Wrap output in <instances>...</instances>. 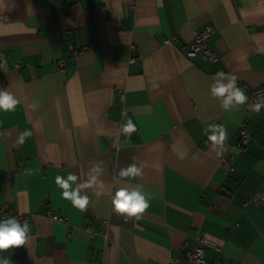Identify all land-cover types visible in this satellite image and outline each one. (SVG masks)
<instances>
[{"label":"crops","instance_id":"0c3cea01","mask_svg":"<svg viewBox=\"0 0 264 264\" xmlns=\"http://www.w3.org/2000/svg\"><path fill=\"white\" fill-rule=\"evenodd\" d=\"M206 24L216 60L187 54ZM0 69L18 99L0 111V203L29 215L25 243L0 253L10 264H196L182 249L198 229L220 244L205 248L209 264H264V203L247 200L264 183V107L225 110L209 91L218 70L247 95L264 84V0H0ZM242 121L251 137L238 150ZM208 123L225 125L222 145ZM133 163L141 174L120 177ZM95 166L81 210L55 176L80 183ZM126 182L148 196L139 218L111 205Z\"/></svg>","mask_w":264,"mask_h":264},{"label":"clouds","instance_id":"9594fccd","mask_svg":"<svg viewBox=\"0 0 264 264\" xmlns=\"http://www.w3.org/2000/svg\"><path fill=\"white\" fill-rule=\"evenodd\" d=\"M214 75L216 79L209 86L210 95L219 98L221 106L225 110L246 102L248 99L246 90L237 84L235 75L225 73L223 70H218ZM224 77L227 79L225 80ZM17 104L18 99L15 95L6 87H0V111L14 110ZM262 107H264V97H259L257 102L252 105V109L258 112ZM122 127L124 131L131 133L136 125L131 118H127ZM203 131L207 133L213 146L222 145L227 139V129L223 123H208ZM29 135H31V130L25 128L18 134L19 142L22 143ZM95 169L97 174L91 175L87 181L75 184L73 183L77 180L75 173L69 172L66 176L60 174L55 176V181L62 190L61 195L81 210L88 205L89 195L87 192H81L80 189L97 181L98 166H95ZM140 174L141 166L135 163L119 170L120 177ZM148 204V196L142 190L141 184L129 187L126 182L123 186L116 187L111 196L113 210L127 216L139 218L137 214L142 213ZM28 235L29 226L26 223H21L16 216L0 217V253L12 246L24 244ZM0 264H10L9 257L0 255Z\"/></svg>","mask_w":264,"mask_h":264},{"label":"built area","instance_id":"2783aa9c","mask_svg":"<svg viewBox=\"0 0 264 264\" xmlns=\"http://www.w3.org/2000/svg\"><path fill=\"white\" fill-rule=\"evenodd\" d=\"M213 30V26L211 24H206L202 29H200L194 36L189 49L187 50V54L189 56H199L202 59L208 60H216L218 58V54L214 48H212L208 44V38L210 36L211 31ZM176 40L175 37H171L167 39V41L174 42ZM84 49H91L90 46H84ZM71 53H76L77 50L73 48L72 45L68 47ZM133 59V57H132ZM58 66H63L65 63L64 58H59L57 60ZM18 66V63H15ZM1 74V69H0ZM248 99L246 100L251 105L257 102L259 97H264V84L249 87ZM124 97L123 92H119V100L122 102ZM251 137V133L246 127V123L244 121L240 122L239 124V135L234 143V147L238 150L243 149L249 142ZM264 147V144H263ZM222 164L231 169L232 164L228 162L225 158L222 159ZM248 201H255L259 203H264V183L260 184L257 189L248 197ZM40 213L44 214L48 218L67 223V217L63 214L58 213L57 211L50 209V208H42ZM7 216H16L17 219L21 223H25L29 217L27 213H22L13 210L10 208L6 203H0V217H7ZM94 233V229L92 226L88 225L87 227ZM197 243L191 248H184L182 249L183 255L186 257L187 260L194 262L196 264H209L208 261L204 258V251L207 246L214 248L215 250L220 249V244L208 236H206L201 229H198L196 235ZM174 258H171L166 264H173Z\"/></svg>","mask_w":264,"mask_h":264}]
</instances>
